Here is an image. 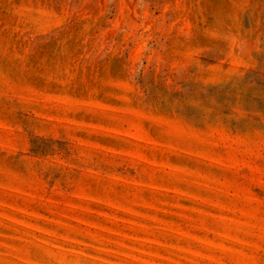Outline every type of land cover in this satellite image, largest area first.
<instances>
[{"label":"rangeland","instance_id":"obj_1","mask_svg":"<svg viewBox=\"0 0 264 264\" xmlns=\"http://www.w3.org/2000/svg\"><path fill=\"white\" fill-rule=\"evenodd\" d=\"M0 264H264V0H0Z\"/></svg>","mask_w":264,"mask_h":264}]
</instances>
